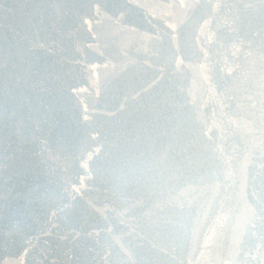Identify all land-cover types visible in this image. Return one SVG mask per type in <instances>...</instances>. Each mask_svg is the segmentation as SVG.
<instances>
[{"label":"water","instance_id":"obj_1","mask_svg":"<svg viewBox=\"0 0 264 264\" xmlns=\"http://www.w3.org/2000/svg\"><path fill=\"white\" fill-rule=\"evenodd\" d=\"M0 264H264V0H0Z\"/></svg>","mask_w":264,"mask_h":264}]
</instances>
